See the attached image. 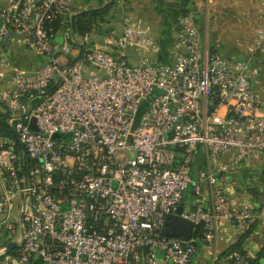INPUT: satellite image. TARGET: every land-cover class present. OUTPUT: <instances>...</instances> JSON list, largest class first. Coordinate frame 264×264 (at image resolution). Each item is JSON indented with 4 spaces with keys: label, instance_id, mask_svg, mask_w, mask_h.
I'll return each instance as SVG.
<instances>
[{
    "label": "built area",
    "instance_id": "2783aa9c",
    "mask_svg": "<svg viewBox=\"0 0 264 264\" xmlns=\"http://www.w3.org/2000/svg\"><path fill=\"white\" fill-rule=\"evenodd\" d=\"M76 1L0 0V77L11 74L0 107L24 149L0 147V232L19 234L8 240L17 244L11 252L0 249V264H215L224 234L240 241L258 219L215 185L264 154L251 66L264 53V27L247 60L232 61L203 46L182 16L175 59L161 64L149 56L160 45L125 0H111L122 27L107 29L104 45L73 33ZM13 45L45 63L14 66L6 56ZM191 186L205 203L186 202ZM169 216L193 225L191 240L165 235ZM228 259L252 260L239 250Z\"/></svg>",
    "mask_w": 264,
    "mask_h": 264
},
{
    "label": "crops",
    "instance_id": "0c3cea01",
    "mask_svg": "<svg viewBox=\"0 0 264 264\" xmlns=\"http://www.w3.org/2000/svg\"><path fill=\"white\" fill-rule=\"evenodd\" d=\"M77 1L79 5L76 4V14L85 10L101 8L107 4L112 5L111 0ZM132 1L131 5H129L131 10L128 9L126 3L124 10L132 19H141L145 26L150 28V35L160 45L161 52L158 54L153 53L149 56L153 61L161 64H170L175 59L176 50H174V44L177 37L175 28L182 12H186L192 18L199 31L203 46L209 47L232 61L247 60L249 49L257 38V30L264 27V0ZM96 2L100 3V5L97 6ZM116 22L121 28L122 24L117 18ZM106 33L107 31L104 34L96 33L94 36L95 38H101V40L104 39L103 42H106ZM18 47L20 46L13 45L6 54L8 59L12 57L9 61L16 67H19V63L16 60H22V52L18 51ZM12 53L14 54L12 55ZM45 61L46 59L39 58V62L35 63L37 64L35 65L36 69L42 66ZM251 66L257 72L252 76V81L260 94L261 109L264 111V53H259L255 56ZM19 68L24 69V65ZM34 70L31 68L30 71ZM10 76L11 74L4 78L0 77V92L8 86ZM1 109L0 114H4V110ZM8 143L0 134V147H4ZM233 156L234 153L225 154L222 162L229 164ZM198 161H201V159ZM196 165L200 166V162H197ZM229 173L230 181L226 179ZM221 177L223 178L221 179L220 190L228 196L227 198L232 204L236 207L249 205L258 215L257 222L249 236V241L245 247L243 246V251L254 259L264 251V154H258L253 159L245 160L237 166H232L217 181ZM204 196H206V193H204ZM189 201L195 204L205 203L204 197L196 198L193 195ZM233 236L236 235L232 230L227 235L224 234V242L220 246L226 244L227 240ZM237 243L239 241L231 242L230 248ZM229 249L218 250V257L226 256L222 259L223 263L227 261L230 264L229 254L227 253ZM201 253L202 251L199 250L198 255Z\"/></svg>",
    "mask_w": 264,
    "mask_h": 264
},
{
    "label": "rangeland",
    "instance_id": "374dc122",
    "mask_svg": "<svg viewBox=\"0 0 264 264\" xmlns=\"http://www.w3.org/2000/svg\"><path fill=\"white\" fill-rule=\"evenodd\" d=\"M131 1L132 0H125V2H126V6L128 7V9H130L131 10V8L129 7V5H131ZM133 2V1H132ZM75 4H77V5H79V2L78 1H76V3ZM97 6L98 5H100V3H95ZM112 6V5H111ZM109 9V14H108V16H107V18L105 19V22H102L101 24L100 23H94V31L91 33L92 34V36H90V39H91V42H93V43H96V44H98V45H104L105 44V42H103L104 41V39H102L101 40V38L99 39V38H95V34L97 33V34H104L106 31H107V29H109V28H111V27H115V28H120L119 27V25H118V23L116 22V16H118L120 13H121V8H119V7H117V6H112V7H110V8H108ZM81 34H77V37L78 36H80ZM106 35V34H105ZM96 41V42H95ZM18 51H21L22 52V55H21V59L22 60H20V59H18V60H16V62L17 63H19L18 65H19V67H23V65H24V69L23 70H26V71H30L31 70V68H32V70H34V69H36V66L35 65H37V64H35V63H38L39 62V58H43V59H46L45 57H42V56H38L35 52H33L31 49H29V48H26V47H24V46H20V47H18ZM14 53H12V55H13ZM16 54H18V53H16ZM10 57V56H9ZM10 60L12 59V57H10L9 58ZM24 61V63H22ZM32 63V64H31ZM23 64V65H22ZM35 66V67H34ZM22 69V68H21ZM99 73V72H98ZM2 107H0V109H1ZM3 109V108H2ZM1 109V110H2ZM4 110V109H3ZM3 112V111H2ZM143 110L142 111H140L139 113H138V115H137V120L138 121H140L141 120V118H142V116H143ZM133 154L131 153L130 154V156H132ZM223 177H221L220 178V180L219 181H217L216 182V185H215V187L220 191V192H222L220 189V185H221V179H222ZM226 179L228 180V181H230V173L226 176ZM226 180V181H227ZM193 192H194V186H191V188L189 189V191L186 193V199L189 201V200H191L192 199V195H193ZM227 196V195H226ZM228 197V196H227ZM18 236H19V234L18 233H11V232H7V231H3V232H0V249L1 248H3V247H5V246H7L8 245V240H17L18 239ZM227 239V238H226ZM237 241H239V237H237V236H233V237H231L230 239H228L227 240V243L226 244H224V245H221L220 246V251H221V249L224 251L225 249H229L230 248V245H232L231 244V242L232 243H235V242H237ZM247 245V243L244 245V247ZM202 250H204V248L202 249ZM205 251V250H204ZM224 257H226V256H224ZM224 257H218L217 258V263L216 264H229V262H222V259L224 258ZM199 258L202 260V262H204L205 261V258H204V255H203V252L201 253V254H199ZM219 262V263H218Z\"/></svg>",
    "mask_w": 264,
    "mask_h": 264
},
{
    "label": "trees",
    "instance_id": "16d2710c",
    "mask_svg": "<svg viewBox=\"0 0 264 264\" xmlns=\"http://www.w3.org/2000/svg\"><path fill=\"white\" fill-rule=\"evenodd\" d=\"M113 5L114 4H112V6ZM112 6H110V7H112ZM108 12H109V9L102 11V12H98V13L79 17L76 21L77 33L84 35V34L93 32L95 30L94 29V23L95 24L96 23L101 24L102 22H105V19L107 18L108 14H109ZM182 16H187V13L182 12L180 17H182ZM0 134L3 138H5L9 142L4 147L12 148L20 156H24L23 147L18 143L15 132L13 131V129L11 127H9V125L7 124V115L6 114H0ZM251 232H252V230L244 238H242L239 241V243L232 246L227 253L229 254L230 252H233L235 250L243 251L245 239L250 236ZM263 258H264V251L262 253H260L256 258L252 259L251 264H263Z\"/></svg>",
    "mask_w": 264,
    "mask_h": 264
},
{
    "label": "water",
    "instance_id": "95a60500",
    "mask_svg": "<svg viewBox=\"0 0 264 264\" xmlns=\"http://www.w3.org/2000/svg\"><path fill=\"white\" fill-rule=\"evenodd\" d=\"M109 7H110V4H107L101 8L85 10L81 13L75 14L72 17L73 33L74 34L77 33L76 21L79 17L98 13V12H102V11H105L106 9H108ZM82 54H83V47L81 46V52H80L79 56L77 57V59L74 61V63H76L81 58ZM57 87H58V83H56L50 90H48L46 93H44L42 95L47 96V95L53 93ZM24 117L25 116H23V118ZM31 128L33 130H36V125H35L34 119L31 122ZM16 138H17V136H16ZM53 138H54V140H59L60 136L55 135ZM17 141H18V139H17ZM182 210H183V207H180L178 210V214H180L182 212ZM166 226H167V229L165 231V235L167 237H171V238H182L183 237L185 240L189 241V240H191V238L193 236V225L189 221L182 219L180 216H169L167 218V221H166ZM16 245L17 244L15 242L9 243L7 245V250L9 252H11L16 247Z\"/></svg>",
    "mask_w": 264,
    "mask_h": 264
}]
</instances>
